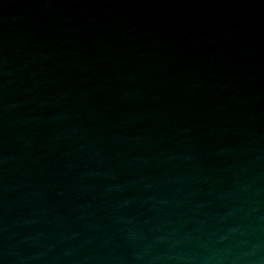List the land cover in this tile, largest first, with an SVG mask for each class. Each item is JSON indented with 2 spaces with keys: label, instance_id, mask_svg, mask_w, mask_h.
<instances>
[{
  "label": "water",
  "instance_id": "water-1",
  "mask_svg": "<svg viewBox=\"0 0 264 264\" xmlns=\"http://www.w3.org/2000/svg\"><path fill=\"white\" fill-rule=\"evenodd\" d=\"M0 264H264V0H0Z\"/></svg>",
  "mask_w": 264,
  "mask_h": 264
}]
</instances>
